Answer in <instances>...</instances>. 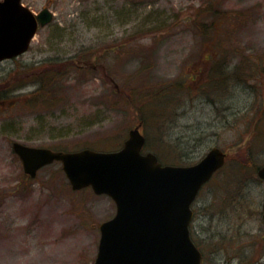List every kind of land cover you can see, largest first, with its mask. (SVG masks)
Returning a JSON list of instances; mask_svg holds the SVG:
<instances>
[{
  "label": "rangeland",
  "instance_id": "374dc122",
  "mask_svg": "<svg viewBox=\"0 0 264 264\" xmlns=\"http://www.w3.org/2000/svg\"><path fill=\"white\" fill-rule=\"evenodd\" d=\"M25 2H51L54 20L0 63V264H93L116 211L73 190L58 162L28 177L12 144L113 151L137 126L162 164L226 153L192 205L191 237L203 264H264V0ZM213 25L228 32L220 52ZM215 65L225 83L209 89Z\"/></svg>",
  "mask_w": 264,
  "mask_h": 264
},
{
  "label": "water",
  "instance_id": "95a60500",
  "mask_svg": "<svg viewBox=\"0 0 264 264\" xmlns=\"http://www.w3.org/2000/svg\"><path fill=\"white\" fill-rule=\"evenodd\" d=\"M20 1L0 2V62L24 54L38 25L53 19L48 9L36 18ZM144 144L137 126L115 152H57L18 142L12 150L30 178L60 162L73 190L91 187L94 194L114 201L115 216L99 227L94 264H201L202 254L189 233L191 205L224 165L226 154L213 147L194 165L163 166L153 153H142ZM257 175L264 180V166ZM262 211L264 223V202Z\"/></svg>",
  "mask_w": 264,
  "mask_h": 264
},
{
  "label": "trees",
  "instance_id": "16d2710c",
  "mask_svg": "<svg viewBox=\"0 0 264 264\" xmlns=\"http://www.w3.org/2000/svg\"><path fill=\"white\" fill-rule=\"evenodd\" d=\"M209 11H211V12H216V10L215 9H213V7H210L209 8ZM227 22H228V20H227ZM230 22V21H229ZM230 26V25H229ZM230 28V27H229ZM226 30H230V29H226ZM212 32H214V33H216L217 35L215 36V41L212 43L213 45H212V50L213 51H215V52H220V48H221V46L222 45H220L219 43H217V40H222L223 38H225L226 37V35L228 34V32H225V36H224V34H222L221 33V31H218V26H216V25H213L212 26V30H211V33ZM207 34V33H206ZM211 39H213V35H212V37H211ZM222 44V43H221ZM217 59L218 58H214V60H216V62H217ZM217 64V63H216ZM61 68H62V65H58V64H56L54 67H52V68H47V67H44L43 69H41L40 70V73L39 74H44L43 76H50V74H58V72H60L61 71ZM49 71H52V72H49ZM222 72H221V69H218V66H214L212 69H211V71H208V74H207V76H208V80L205 82L206 84L205 85H208V87H209V89H212V88H214V87H216V86H218V84H219V82H221L222 81V83L224 84L225 83V78H221V77H223V76H218V74H221ZM42 76V77H43ZM50 78V77H49ZM219 79H221V80H219ZM243 78H240V80H242ZM200 86L197 88L196 87V89L197 90H204L205 88H204V86L205 85H202V84H199ZM157 155V154H156ZM204 260H205V258H204V256H203V263H204Z\"/></svg>",
  "mask_w": 264,
  "mask_h": 264
},
{
  "label": "flooded vegetation",
  "instance_id": "af4514ba",
  "mask_svg": "<svg viewBox=\"0 0 264 264\" xmlns=\"http://www.w3.org/2000/svg\"><path fill=\"white\" fill-rule=\"evenodd\" d=\"M1 1H3V0H0V2ZM26 0H21L20 1V4L23 6V7H25V8H27L36 18H37V16L43 11V10H45V9H48V11H50L51 13H52V11L50 10V7H51V5H52V3L50 2V3H48V4H46V5H44L43 7H42V9L41 10H39V11H35V10H33L32 9V7H31V5H29L28 3H26L25 2ZM53 14V13H52ZM53 20H54V17H53ZM53 20H52V22H53ZM51 22V23H52ZM51 23H49V24H51ZM48 24V25H49ZM47 26V25H46ZM45 27V26H44ZM40 28H43V27H39V29ZM38 29V30H39Z\"/></svg>",
  "mask_w": 264,
  "mask_h": 264
}]
</instances>
